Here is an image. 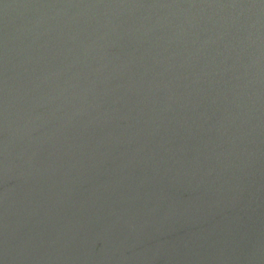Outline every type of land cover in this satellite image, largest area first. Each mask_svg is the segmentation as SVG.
I'll return each instance as SVG.
<instances>
[{
    "label": "water",
    "instance_id": "obj_1",
    "mask_svg": "<svg viewBox=\"0 0 264 264\" xmlns=\"http://www.w3.org/2000/svg\"><path fill=\"white\" fill-rule=\"evenodd\" d=\"M0 264H264V0H0Z\"/></svg>",
    "mask_w": 264,
    "mask_h": 264
}]
</instances>
